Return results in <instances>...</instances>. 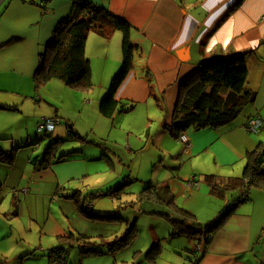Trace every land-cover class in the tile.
Wrapping results in <instances>:
<instances>
[{"label": "crops", "instance_id": "obj_1", "mask_svg": "<svg viewBox=\"0 0 264 264\" xmlns=\"http://www.w3.org/2000/svg\"><path fill=\"white\" fill-rule=\"evenodd\" d=\"M75 1L0 0V111H9L12 115H18V119L22 118V106L32 108L33 101L41 102L44 95L40 88L55 82L59 83L55 87L68 94V97L74 95L83 98L92 91L96 92L93 99L95 105L89 108L92 109V115L99 113L103 117L99 111L100 102L123 63V35L109 24H93L86 40L85 52L92 69V89H73L57 79L41 86L35 83L42 53L58 24L71 14ZM83 1L130 24L131 42L135 46L133 68L118 88L116 100L127 107L132 104L135 109V103H149L152 97L156 98L160 108L156 116L157 130L153 133L150 128L147 138L152 140V144L156 136L161 138L168 148L162 151L163 158L175 156L172 162L182 163L179 168L174 166L173 169L187 175L183 179L166 180L165 184L171 186L175 206L194 216L192 209L180 207L177 200L183 198L184 203H187L202 193L214 197L205 176L241 179L249 154L264 145V0ZM241 53H250L246 59V87L256 94L255 101L245 106L237 119L228 125L199 130L191 128L185 133L187 144L170 136L166 128L173 122L182 83L197 71L202 62ZM90 103V100L82 99L79 106H84L83 111H86L88 106L85 105ZM75 105L78 106L77 100ZM120 109L112 119L103 118L116 120L119 115L134 110L120 112ZM59 112L56 109V115L53 113L48 118L58 119L61 124ZM41 114L36 115L39 116L36 127L40 120L45 119ZM254 117L262 119L263 129L257 133L244 131V124ZM70 123L67 122L65 129V132L70 130L69 134ZM0 133V142H17L18 151L36 144L28 125L22 128L21 137L18 138L10 131ZM57 143L51 144L49 151H54ZM56 157V153L54 156L50 154V164L43 166L41 171L34 168V184L38 186L43 183L49 188L42 190L38 186L35 193H31L28 187L21 193L25 192L27 198H43L48 208L57 202L65 216L58 223L53 217L52 208H49L50 213H47L43 225L39 227V239L30 247L24 246L20 254L22 256L15 264H25L26 258L34 261L43 258L47 260H41L42 264H53L51 251L59 247L67 250L64 252H67L68 264H158L164 251L168 253L167 257L163 255L162 261L165 260V263L187 257L191 264L197 260V264H264V190H253L249 201L235 205L222 225L208 235L207 241L202 235L194 238L171 236L172 225L166 222L163 230L160 227L159 231L153 226L149 228L147 235L156 246L150 251L147 250V244L142 247L134 244L139 234L136 231L126 246L110 252L107 244L121 237L127 225L110 224L82 215L79 204L67 197L71 193H66L65 186L78 179L67 178L64 169L57 171V166H67V160L56 161ZM73 162L84 166L86 158L77 157ZM71 169L69 167V172H72ZM193 180L199 184L198 188L192 185ZM202 182L207 186L208 193L203 190L206 188H202ZM72 188L70 186L68 192L74 191ZM79 191L81 195L90 192ZM240 192L238 189L232 195ZM228 199H220L223 207ZM93 210L100 215L107 214L96 203ZM219 214L220 211L212 220H217ZM162 218L167 221L165 217ZM88 237H102V242ZM90 242L99 243L97 247L104 253L84 255L80 246L84 243L90 247ZM168 242L170 245L166 249L164 245ZM16 250L18 252L19 248Z\"/></svg>", "mask_w": 264, "mask_h": 264}, {"label": "rangeland", "instance_id": "obj_2", "mask_svg": "<svg viewBox=\"0 0 264 264\" xmlns=\"http://www.w3.org/2000/svg\"><path fill=\"white\" fill-rule=\"evenodd\" d=\"M55 84L59 83H49L40 88L44 96L39 103L33 101L34 107L22 106L24 116L20 118L21 120L18 119V115H12L9 111H0V132L10 131L18 138L21 137L22 128L28 125L32 131V138L36 139L35 146L21 148L19 151L17 142L15 144L11 141L0 142V264H15L19 256H22L20 254L24 246L34 245L39 239L41 230L39 227L43 225L47 213H50L49 208H52L53 217L58 223L62 222L65 216L57 202L48 208L43 198H27L25 192L21 193L23 189L29 188L31 193H35L38 186L42 190L49 188V185L43 183L38 186L34 184V168L42 170L43 166H48L50 164L48 156L50 154L54 156L55 153L56 161L67 160L65 163L67 166H57V171L64 169L67 178L78 179L65 185L66 193H74L68 192L70 186L74 187L72 188L74 191L80 189L84 193L117 190L118 196L100 197L93 201V205L96 203L97 207L103 208L104 213H116L130 221L137 218L136 230L139 234L134 244L141 247L147 244V250L150 251L156 246L147 235L149 228L153 226L157 231L159 227L163 230L164 224L168 221L155 215L154 212H162L164 207L149 200L148 191L145 189L150 186H163L166 180L183 179L187 175L173 169L174 166L179 168L182 164L180 161L172 162L175 156L163 158L162 151L168 150L166 142L156 136L152 144V140L147 138L150 128L153 133L157 130L156 116L160 108L156 98L152 97L149 103L137 102L132 112L119 115L116 120H108L99 113L96 116L92 115L91 108L95 105L93 99L96 92L92 91L93 93L83 98H76L74 95L68 97V94L58 90ZM82 99L91 101L85 105L88 106L86 111H83L84 106H79ZM76 100L78 106L75 105ZM56 109L60 110L59 117L62 122L57 124L55 133L53 135L39 133L37 127L44 119L40 120L36 127L39 118L36 116L37 113H42L45 119H51L48 117L53 116V113L56 115ZM68 121L71 122L74 134H69L70 130L65 132ZM55 142L58 143L54 146V151L48 153V148ZM262 146L264 148V145ZM20 151L21 154L18 153ZM165 153L169 155L168 152ZM77 157H85L86 164L82 166L75 162L71 163ZM69 167L72 168V172H69ZM202 186L206 188L203 190L207 191V186L203 182ZM62 195L63 192L60 196ZM187 196L189 197V194ZM177 203L180 207L192 209L195 212L194 220L203 227L216 225L228 211L227 209L221 211L223 207L221 200L216 196H207L206 193L194 196L187 203L181 198ZM219 211L218 219L212 220ZM169 245L168 242L164 246L167 249ZM16 248H19L18 252ZM163 255L167 257V251H164ZM163 255L158 264H191L187 257L165 263V260L162 261ZM25 260V264L29 262L42 264L41 260L47 259Z\"/></svg>", "mask_w": 264, "mask_h": 264}, {"label": "trees", "instance_id": "obj_3", "mask_svg": "<svg viewBox=\"0 0 264 264\" xmlns=\"http://www.w3.org/2000/svg\"><path fill=\"white\" fill-rule=\"evenodd\" d=\"M95 23L109 24L123 35L122 67L114 76L99 105L101 115L112 119L120 107V112H129L134 109L132 104L128 107L125 104L121 105L116 100V93L133 68L135 46L131 42V26L128 22L111 15L90 2L75 1V7L71 14L58 24L42 53L41 63L35 75V83L41 86L57 79L73 89L83 91L92 89V69L85 50L88 34ZM249 54L241 53L229 58L212 59L204 61L198 66L197 71L181 85L173 122L166 128L170 136L179 141L180 136L191 128L199 130L228 125L237 119L245 106L255 101L256 94L246 87L248 75L246 59ZM119 105L121 106L119 107ZM69 127L71 134H74L73 127L71 128L70 124ZM205 177L210 183L211 193L214 196L220 199L230 197L222 210L227 209V213L214 226L203 227L194 220L191 213L177 208L170 185L150 186L145 189L146 192L148 191L149 200L164 207L162 212L154 213L157 216L165 217L172 225L173 233L171 236L194 238L202 235L207 241L209 240L208 235L222 225L232 213V208L235 205L249 201L253 190H264V148L261 147L249 154L245 174L241 179H219L215 175ZM238 189L241 192L232 195ZM73 192L71 196L67 197L79 204L78 207L82 215L110 224L127 225L121 237H117L107 244L110 252L128 244L137 231L136 224L129 231L131 221L129 220L128 223L127 218L118 216L116 213L100 215L93 210L94 200L105 196H118L117 190L95 191L85 195H81L79 190ZM173 207L174 209H172ZM88 239H99L102 242V237H88ZM98 244L97 242H90L88 244L90 247H87L83 243L80 248H82L84 255L103 254L104 252H101L97 247ZM64 251L67 250L61 247L55 248L51 251V255ZM197 262L198 260L194 261V264Z\"/></svg>", "mask_w": 264, "mask_h": 264}, {"label": "built area", "instance_id": "obj_4", "mask_svg": "<svg viewBox=\"0 0 264 264\" xmlns=\"http://www.w3.org/2000/svg\"><path fill=\"white\" fill-rule=\"evenodd\" d=\"M264 19V17H263ZM59 124L58 119H44L38 125V132L39 133H48L52 134L55 131V128ZM263 129V121L260 117H254L247 120V122L243 126V130L248 133H257ZM182 143L187 144L188 138L185 134L180 136V140ZM192 185L195 188L199 187V184L193 180ZM53 264H68L67 252H59L58 254L52 255Z\"/></svg>", "mask_w": 264, "mask_h": 264}, {"label": "water", "instance_id": "obj_5", "mask_svg": "<svg viewBox=\"0 0 264 264\" xmlns=\"http://www.w3.org/2000/svg\"><path fill=\"white\" fill-rule=\"evenodd\" d=\"M137 222V218H135L132 223L130 224V227H129V231L132 229V227L134 226V224H136Z\"/></svg>", "mask_w": 264, "mask_h": 264}]
</instances>
